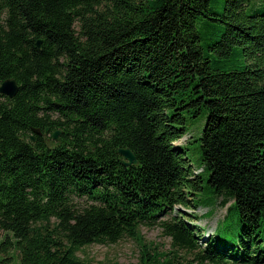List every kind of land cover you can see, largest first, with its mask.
I'll return each mask as SVG.
<instances>
[{"label": "trees", "instance_id": "1", "mask_svg": "<svg viewBox=\"0 0 264 264\" xmlns=\"http://www.w3.org/2000/svg\"><path fill=\"white\" fill-rule=\"evenodd\" d=\"M8 78L0 263L84 264L82 246L128 237L136 264H264V0H0ZM126 147L137 164L123 165ZM228 203L205 239L173 214Z\"/></svg>", "mask_w": 264, "mask_h": 264}, {"label": "rangeland", "instance_id": "2", "mask_svg": "<svg viewBox=\"0 0 264 264\" xmlns=\"http://www.w3.org/2000/svg\"><path fill=\"white\" fill-rule=\"evenodd\" d=\"M221 4L222 2L219 1L215 6H213L214 10L219 11L221 9ZM196 27L198 30H201L202 19L198 20V22L196 23ZM204 121V115L188 121L189 134H186L181 139L175 141V144H185L189 138H197L201 133ZM47 139H49L48 136ZM195 144H198V142ZM195 144L192 145L194 148L196 147ZM197 156V153L190 154L193 170L196 172L197 170H199L197 168V166L199 165V161H197ZM77 202L80 205L84 203L83 199H77ZM210 203H213V201L206 202V204ZM228 205L229 203L224 206H220L219 204H217L213 207L212 205H199L196 207L188 206L187 208H184L182 206H176L173 210V214L182 215L183 217L189 219L192 224L198 226L201 230L200 234L202 236V239H205V236L213 234V231L217 225V221L221 220L224 217ZM209 209H211V212L208 214H204ZM169 215L170 214L164 217L167 218L169 217ZM138 231L146 242H150L151 244H153V246L157 247L158 249H171L170 238L162 233L160 226L141 225ZM2 237L3 232L0 231V240L2 239ZM136 243L137 242L134 239L128 237H124L116 243H93L90 245L82 246L78 250L77 255L82 258L84 264H136L139 260V246ZM201 244L204 245V241ZM179 253L183 254V252ZM190 257L191 256H188V258ZM16 261V259L10 260L5 264H16ZM205 264L211 263L206 262Z\"/></svg>", "mask_w": 264, "mask_h": 264}, {"label": "water", "instance_id": "3", "mask_svg": "<svg viewBox=\"0 0 264 264\" xmlns=\"http://www.w3.org/2000/svg\"><path fill=\"white\" fill-rule=\"evenodd\" d=\"M37 46L40 45V40H37L36 42ZM18 91V85L13 78H8L0 84V93L8 96L13 97L16 92ZM33 131L37 134L41 133L39 128H34ZM49 131V128H45L44 133H47ZM61 133V131L56 130L52 132V138L57 139L58 135ZM31 139L34 140V136L31 135ZM118 153L122 156V163L124 166H130L132 164H137V160L133 152L128 148H118Z\"/></svg>", "mask_w": 264, "mask_h": 264}, {"label": "flooded vegetation", "instance_id": "4", "mask_svg": "<svg viewBox=\"0 0 264 264\" xmlns=\"http://www.w3.org/2000/svg\"><path fill=\"white\" fill-rule=\"evenodd\" d=\"M45 134H48L49 135V132L45 133Z\"/></svg>", "mask_w": 264, "mask_h": 264}]
</instances>
